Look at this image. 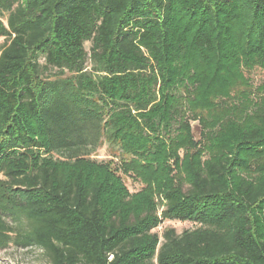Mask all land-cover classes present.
<instances>
[{
	"label": "trees",
	"instance_id": "16d2710c",
	"mask_svg": "<svg viewBox=\"0 0 264 264\" xmlns=\"http://www.w3.org/2000/svg\"><path fill=\"white\" fill-rule=\"evenodd\" d=\"M0 39V249L264 264V82L255 101L245 75L264 0H0ZM105 143L144 189L92 158ZM166 219L197 226L161 240Z\"/></svg>",
	"mask_w": 264,
	"mask_h": 264
},
{
	"label": "rangeland",
	"instance_id": "374dc122",
	"mask_svg": "<svg viewBox=\"0 0 264 264\" xmlns=\"http://www.w3.org/2000/svg\"><path fill=\"white\" fill-rule=\"evenodd\" d=\"M2 39H0V44ZM86 48L89 49L90 42H86ZM246 77L249 79V89L252 93V98L255 101H259L258 87L264 82V71L259 67H255L250 71H245ZM243 86L237 87L236 90L243 89ZM179 92L185 93L183 88ZM190 124L192 125V134L195 139H204L202 134V127L200 126L198 120L192 119L191 113L188 116ZM177 124H174V128ZM184 150L180 151V155H183ZM122 157V151L117 146L111 147L109 144L105 143L100 147L92 158L98 162H104L109 164L112 170L119 176L123 182L127 185L131 192H139L146 187L145 182L142 177L134 172L124 173L120 169V158ZM126 158H128L126 156ZM119 168V170L117 169ZM1 177V176H0ZM155 200L158 207L159 216H162L163 210L165 209V199L162 194H156ZM197 224L191 221H180V220H163L153 231H157L162 240V234L165 229L174 228L177 233H181L185 229H191L196 227ZM45 257L43 252L38 247L29 248H18L14 245H9L4 249H0V264H45Z\"/></svg>",
	"mask_w": 264,
	"mask_h": 264
}]
</instances>
